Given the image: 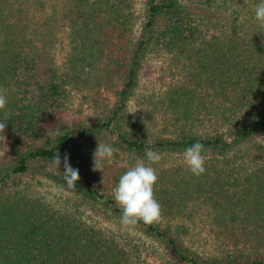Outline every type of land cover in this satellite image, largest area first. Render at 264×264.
Masks as SVG:
<instances>
[{"label":"trees","instance_id":"1","mask_svg":"<svg viewBox=\"0 0 264 264\" xmlns=\"http://www.w3.org/2000/svg\"><path fill=\"white\" fill-rule=\"evenodd\" d=\"M257 3L144 0L138 29L134 0H59L39 28L29 19L44 3L0 0V92L8 100L0 111L8 119L0 133V264H144L137 243L101 226V218L119 223L122 214L113 189L138 160L149 163L146 149L182 156L195 142L206 149L205 172L151 164L161 215L132 229L158 244L165 264H264V28L254 19ZM54 28L66 31L59 65L46 52ZM153 54L170 59L174 80L151 104L157 109L132 119L129 101ZM117 79L121 86L101 115L66 119L72 93L99 94ZM159 120L162 133L154 130ZM99 143L114 156L92 171ZM57 153L61 169L68 153L79 170L75 190L63 187ZM27 177L80 197L100 221L55 205ZM202 225L213 243L205 249L192 242Z\"/></svg>","mask_w":264,"mask_h":264},{"label":"rangeland","instance_id":"2","mask_svg":"<svg viewBox=\"0 0 264 264\" xmlns=\"http://www.w3.org/2000/svg\"><path fill=\"white\" fill-rule=\"evenodd\" d=\"M33 2L44 3L42 8L40 6H35L37 7V10L34 11V17L32 16L29 19H34L39 24V28H41L44 23L48 24L53 12V7L60 6L58 4L59 0L58 2L56 0H33ZM132 8L137 15L135 28L139 29L144 16V0H134ZM51 32L50 39L53 41V44L46 52H51L55 57L56 65H59L64 61L68 50L66 31L65 29L54 28ZM170 62L169 58H164V56H161L160 54H153L146 58V63L140 73L138 87L129 101L128 109L129 115L132 119H140L145 112H153L154 109H157L152 108L151 104L163 95L168 89L170 82L174 80L173 75L175 74V71ZM120 83L121 81L117 79L109 83L107 86H102L99 90V94L89 90L72 93L67 102L66 111L64 113L66 119L86 120L87 122L94 120L96 116L101 115L103 110L112 105L116 97V90L121 86ZM151 99H153L152 103H150ZM155 114L158 115L159 112L154 113V115ZM162 125H165V122L159 120L154 130L157 133H162ZM173 163H184L183 155H167L166 157L160 158L157 162L158 165L160 164L164 167H168ZM26 181L31 183L35 191L55 205L59 207L62 205L67 206L70 211L80 215L84 219H89L93 222L100 221L101 217L97 216L91 206L82 204L81 198L76 197L71 192L41 178H39V180H30V177H27ZM101 222L102 227H106L109 231H113V233L121 239H124L129 243H137L139 251L136 253L140 256V260L143 261L144 264H165V257L158 244L145 237L140 231L124 228L116 221H105V218H101ZM198 228L199 230H197V232L199 235L194 236L192 242L201 249L208 248L213 244L211 243V238L209 236V229L205 225H202V227L198 226Z\"/></svg>","mask_w":264,"mask_h":264},{"label":"clouds","instance_id":"3","mask_svg":"<svg viewBox=\"0 0 264 264\" xmlns=\"http://www.w3.org/2000/svg\"><path fill=\"white\" fill-rule=\"evenodd\" d=\"M254 19L260 28H264V0H258ZM7 104L6 95L0 92V111L5 110ZM7 120L0 119V133L5 131ZM205 152L206 149L200 142H195L184 150L183 160L192 175L200 176L205 172ZM113 156L112 146L99 143L93 153L92 171L102 170L103 164L111 161ZM144 156L149 163L145 164L143 160H138L120 176L118 184L113 189V199L122 210L119 223L127 229L134 228L140 221L144 224H152L158 221L161 215V206L154 198L153 192L158 176L155 168L150 166L159 161L160 155L157 151L146 149ZM69 158L70 154L65 153L62 169L61 157L58 153L53 163L62 170L63 187L67 190H75L80 179L79 170L70 165Z\"/></svg>","mask_w":264,"mask_h":264}]
</instances>
